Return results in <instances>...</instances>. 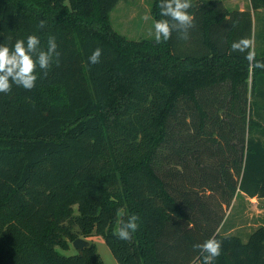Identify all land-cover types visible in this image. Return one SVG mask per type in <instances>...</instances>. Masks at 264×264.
Masks as SVG:
<instances>
[{
  "label": "trees",
  "instance_id": "trees-1",
  "mask_svg": "<svg viewBox=\"0 0 264 264\" xmlns=\"http://www.w3.org/2000/svg\"><path fill=\"white\" fill-rule=\"evenodd\" d=\"M119 1L0 0V44L52 35L60 52L31 91L0 93V264H104L91 241L61 253L94 235L117 264H203L193 245L212 237L215 264H264V226L243 241L225 220L235 197L264 199V69L231 51L247 37L264 61V0L192 2L189 38L160 43L112 28Z\"/></svg>",
  "mask_w": 264,
  "mask_h": 264
},
{
  "label": "clouds",
  "instance_id": "clouds-1",
  "mask_svg": "<svg viewBox=\"0 0 264 264\" xmlns=\"http://www.w3.org/2000/svg\"><path fill=\"white\" fill-rule=\"evenodd\" d=\"M191 0H160L158 7L160 16L164 19L156 20L153 24L154 39L156 43L168 41L173 31H176L181 39L189 38L190 29L195 27L194 16L189 13L192 8ZM45 21H40L38 28L45 27ZM252 41L247 37H242L233 41L231 51L245 55V59L252 68L264 69V61H257L255 53L251 50ZM54 36L49 35L46 49L41 47L40 39L35 34H30L26 38L15 41L12 47L0 44V93L10 94L13 85L27 91H31L36 86L38 79L37 69L47 73L53 63L59 66L60 52ZM102 49L97 47L88 57L90 65L100 63ZM138 217L132 215L127 222H122L121 227L115 233L118 239L128 241L132 234L138 230ZM195 250H199L203 264H215L216 259L221 255L222 242L214 237L205 240L203 243L193 245Z\"/></svg>",
  "mask_w": 264,
  "mask_h": 264
},
{
  "label": "rangeland",
  "instance_id": "rangeland-1",
  "mask_svg": "<svg viewBox=\"0 0 264 264\" xmlns=\"http://www.w3.org/2000/svg\"><path fill=\"white\" fill-rule=\"evenodd\" d=\"M247 3L248 0H238L237 3L227 2L232 7L242 5L246 7ZM152 4L153 0H120L110 13L112 28L129 40H155L154 32L149 35L155 22L150 14ZM252 81L253 78L249 75V87H252ZM225 215L226 224L231 226V233L246 241L251 231L258 226H264V201L235 197ZM90 241L96 246L104 264H117L101 236L94 235ZM75 252L71 247L67 252L61 253L73 255Z\"/></svg>",
  "mask_w": 264,
  "mask_h": 264
},
{
  "label": "crops",
  "instance_id": "crops-1",
  "mask_svg": "<svg viewBox=\"0 0 264 264\" xmlns=\"http://www.w3.org/2000/svg\"><path fill=\"white\" fill-rule=\"evenodd\" d=\"M209 1L221 2L223 4V6L225 7V9H227L228 11H238V12H245V11L247 12L248 11V12H250L253 15V11L251 9V5H250V1L249 0H248V3H247L246 7H244L243 5L242 6H237V7L236 6L232 7L231 5L227 4V2L237 3L238 0H191V2H194V3L209 2ZM262 200L264 201V199H262ZM91 238H88V239H85V240L90 241Z\"/></svg>",
  "mask_w": 264,
  "mask_h": 264
},
{
  "label": "water",
  "instance_id": "water-1",
  "mask_svg": "<svg viewBox=\"0 0 264 264\" xmlns=\"http://www.w3.org/2000/svg\"><path fill=\"white\" fill-rule=\"evenodd\" d=\"M88 246H89V242L87 240L82 239V238H78V239L74 240L71 244V247L75 251H82L85 248H87Z\"/></svg>",
  "mask_w": 264,
  "mask_h": 264
}]
</instances>
